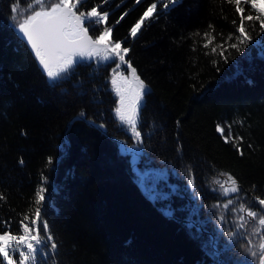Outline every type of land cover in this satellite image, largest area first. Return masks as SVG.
Segmentation results:
<instances>
[{
    "label": "trees",
    "instance_id": "16d2710c",
    "mask_svg": "<svg viewBox=\"0 0 264 264\" xmlns=\"http://www.w3.org/2000/svg\"><path fill=\"white\" fill-rule=\"evenodd\" d=\"M12 2L0 0V231L19 232V220L34 213L43 184L41 217L58 245L47 264L246 261L225 235L238 213L214 205L264 198V33L258 22H246L253 42L240 51L229 48L225 62L219 53L205 54L235 31L233 19L239 23L234 6L223 0H179L167 10L158 4L136 38L129 30L154 0H109L101 7L109 12L112 39L130 49L126 59L150 86L138 123L143 144L137 147L113 115L115 64L93 59L53 85L14 31ZM101 3L87 0V7ZM24 5L20 0L21 13ZM242 6L247 15L250 7ZM205 32L216 37L209 48L203 47ZM89 33L99 35L91 26ZM229 130L231 137H243L242 156L225 142ZM119 139L140 150L136 169L144 174V192ZM221 173L236 178L239 194L223 197L214 190L216 178L226 179Z\"/></svg>",
    "mask_w": 264,
    "mask_h": 264
},
{
    "label": "snow or ice",
    "instance_id": "6c2138e0",
    "mask_svg": "<svg viewBox=\"0 0 264 264\" xmlns=\"http://www.w3.org/2000/svg\"><path fill=\"white\" fill-rule=\"evenodd\" d=\"M140 2L141 0H136L137 4ZM178 2L179 0H154L130 28V37H137L145 21L156 14L158 4L167 10L170 5L174 7ZM108 3L109 0H102L101 4L87 7V0H25L26 11L21 13L20 0H13L9 5L12 13L10 19L14 22L13 27L20 38L30 46L41 70L53 85L70 79L76 66L82 63L90 64L93 59L97 65L109 62L115 64L110 83L119 97V102L113 110V115L139 147L143 144V135L138 128L139 110L147 85L137 74L130 60L126 59L130 49L123 47V41L112 39V28L107 26L109 12L100 10ZM223 3L234 6L239 23L237 24V21L233 19L235 31L229 33L223 43L211 47L210 53L205 54L219 53V56L227 62L228 57L224 53L229 48L240 51L241 46L247 47L253 42V36L249 33L246 22L253 26L258 22L259 32L264 33V0H223ZM242 5L250 7L247 15ZM126 15L127 13H124L120 19L122 20ZM119 22L118 20L117 23ZM89 26L93 30H98L99 35L93 38L89 34ZM209 28L213 26L209 25ZM203 38L205 39L204 48H209L216 39L210 32L203 33ZM233 40L235 42L230 43ZM217 62L214 60L213 64ZM122 65H126L130 70V77L120 71ZM79 116L87 119L83 111L79 113ZM89 122L94 123V121ZM96 126L105 127L103 124ZM217 131L223 135L224 129L217 125ZM224 140L226 143L232 142L239 154L243 155V150L239 147L243 137L233 138L229 130V136H225ZM220 175L226 179H215L218 186L214 189L215 191L223 197H231V194L241 192L238 181L231 173ZM46 179V177L43 178L45 181ZM189 184L195 187L191 169H189ZM46 192L47 189L43 184L38 187L34 199L35 211L32 214H25L19 220L17 234L7 228V222H5L7 230L0 231V264H47L48 259L54 260L58 245L49 231L47 221L41 217V206L46 201ZM248 195L244 193V196ZM194 196L198 198V194L194 193ZM0 199H3L2 194ZM251 200L253 203L248 204L247 201L240 202L238 199L228 198L222 205L218 202L214 207H222L232 213H238L233 221V230L227 231L225 235L232 247L239 246L243 255L247 257V260L241 261L240 264H264V198L253 195ZM234 204L238 206L231 207ZM218 220L222 225L225 216L219 215Z\"/></svg>",
    "mask_w": 264,
    "mask_h": 264
},
{
    "label": "water",
    "instance_id": "95a60500",
    "mask_svg": "<svg viewBox=\"0 0 264 264\" xmlns=\"http://www.w3.org/2000/svg\"><path fill=\"white\" fill-rule=\"evenodd\" d=\"M14 31H15V33L18 35V37L20 38V35H19V33L15 30V28H14ZM90 34V33H89ZM21 39V38H20ZM25 44H26V46H27V48H28V50L30 51V53H31V55L33 56V58H34V60H35V62H36V64H37V66L39 67V69L41 70V67H40V65L38 64V62H37V60H36V58L34 57V53L32 52V50L30 49V46L23 40V39H21ZM125 68L127 69V76H129L130 77V70L127 68V66L125 65ZM42 71V70H41ZM43 72V71H42ZM44 73V72H43ZM138 74V73H137ZM141 78V77H140ZM144 81V80H143ZM145 82V81H144ZM145 84L147 85V91H149V89H150V86L145 82ZM113 91H114V89H113ZM146 91V92H147ZM114 93H115V91H114ZM116 94V93H115ZM116 97H117V105H118V102H119V97L116 95ZM143 99H144V97H143ZM143 99H142V101H141V107H142V104H143ZM141 107H140V110H139V115H140V111H141ZM119 141V144H120V148L124 151V152H128V153H130L131 154V162H130V167H131V170H132V172H134L135 174H137V175H139L140 176V179H139V181H138V186H139V188H141L142 189V191L144 192L145 191V187L143 186V184H142V181H143V178H144V174H142L141 172H139L137 169H136V164L138 163V161H139V159H140V150H138V149H134V148H130V147H128L127 146V144L125 143V142H123L122 140H118ZM135 157V158H134ZM148 198L152 201L153 200V197H152V195H149L148 196ZM159 210L162 212V213H164L165 215H171L172 213H169L168 211H167V209L166 208H163V207H159ZM189 222H192V223H194L193 221H189ZM213 240H214V238H213V236L211 237V244H213ZM214 250H216V247L214 246Z\"/></svg>",
    "mask_w": 264,
    "mask_h": 264
},
{
    "label": "flooded vegetation",
    "instance_id": "af4514ba",
    "mask_svg": "<svg viewBox=\"0 0 264 264\" xmlns=\"http://www.w3.org/2000/svg\"><path fill=\"white\" fill-rule=\"evenodd\" d=\"M113 68H115V65L113 66ZM112 68V69H113ZM120 71H122L123 72V74H125V75H127L128 73H127V69L122 65L121 66V69H120ZM111 72H112V70H111Z\"/></svg>",
    "mask_w": 264,
    "mask_h": 264
},
{
    "label": "rangeland",
    "instance_id": "374dc122",
    "mask_svg": "<svg viewBox=\"0 0 264 264\" xmlns=\"http://www.w3.org/2000/svg\"><path fill=\"white\" fill-rule=\"evenodd\" d=\"M125 66V65H124ZM134 149H137V148H134ZM139 150V149H138Z\"/></svg>",
    "mask_w": 264,
    "mask_h": 264
},
{
    "label": "bare ground",
    "instance_id": "6f19581e",
    "mask_svg": "<svg viewBox=\"0 0 264 264\" xmlns=\"http://www.w3.org/2000/svg\"><path fill=\"white\" fill-rule=\"evenodd\" d=\"M125 75V74H124ZM92 121V120H91ZM135 158V157H134ZM211 234V233H210Z\"/></svg>",
    "mask_w": 264,
    "mask_h": 264
}]
</instances>
